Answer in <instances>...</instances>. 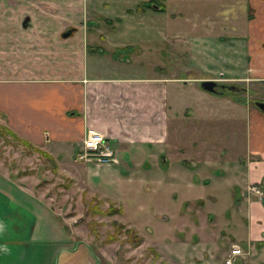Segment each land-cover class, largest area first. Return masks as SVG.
<instances>
[{"label":"rangeland","instance_id":"1","mask_svg":"<svg viewBox=\"0 0 264 264\" xmlns=\"http://www.w3.org/2000/svg\"><path fill=\"white\" fill-rule=\"evenodd\" d=\"M52 1L0 0V34L3 25L10 33L36 29L34 17L46 14L67 18L65 30L93 28L85 9L95 0H84L83 12L77 7L83 0H67L68 8ZM100 1L119 3L103 8L101 15L113 20L125 14L124 20L115 19L116 31L132 43L133 56L126 53L119 72L149 71L188 80L181 85L185 101L189 93L191 98L209 94L200 88L203 79H218L239 90L222 89L196 103V144L201 147L194 161L187 158L193 162L189 169L180 166L182 161L165 166L168 173L184 172L172 184L180 190L170 196L156 181L166 154L157 145L118 150L115 164L58 166L12 131L0 113V176L8 178L0 177V264H96L88 246L100 264H224L231 245L244 242L236 240L248 220L243 203L256 198L240 172L243 124L230 117L242 113L234 108L237 104L244 111H260L255 102H264V77L258 76L264 72V0ZM100 27L109 31L110 25ZM227 101L233 109L227 110ZM187 104L181 107L184 117L189 115ZM180 120L187 142L183 132L188 122ZM248 257V263L238 264H264V245L252 243Z\"/></svg>","mask_w":264,"mask_h":264},{"label":"crops","instance_id":"2","mask_svg":"<svg viewBox=\"0 0 264 264\" xmlns=\"http://www.w3.org/2000/svg\"><path fill=\"white\" fill-rule=\"evenodd\" d=\"M95 1L90 10L84 8L87 1L77 3L78 12L85 9L88 13L86 21L91 22L93 28L88 23L86 26L91 30L74 27L64 36L68 20L57 14H46L40 20L33 16L36 28L33 30L18 29L10 33L3 25L0 113L12 131L46 152L58 166L78 163L74 160L75 154L82 147L88 129L102 133L115 150H129L131 145H136L135 150L143 149L144 144L157 145L156 149L166 152L167 158L164 169L156 172V181L169 189V196L173 195L180 189L172 184L179 183L177 175L184 172L178 168L168 173L165 166L176 167L183 158L195 159L196 149L201 147L196 144V103L206 102L205 98L211 94L201 92L191 98L189 93L185 101L187 95H182L179 77L149 74V71L147 75L119 72L118 69L125 68L126 53L132 55L133 46L124 41V33L116 31L115 19L124 20L125 14L113 20L105 17L101 15L103 8H114L119 3ZM52 2L67 8L70 4L67 0ZM130 3L135 4V0ZM100 23L109 24L111 33L103 30ZM106 43L112 47H107ZM258 76L264 77V72ZM186 103L190 109L189 115L184 117L181 107ZM226 104L227 110L233 109L229 108V101ZM234 108L242 113L231 116L236 119L230 121L243 124L246 140L242 158L245 162L240 172L243 180L250 184L264 179V114L255 109L244 111L243 105L237 104ZM181 118L188 122L185 123L188 130L183 132L187 142L185 138L182 140L178 126L182 124ZM0 177L8 179L3 174ZM151 178L154 177L149 180ZM166 178L175 179L170 183ZM244 211L248 214L247 225L237 240L250 242V247L246 248L250 254L252 243L264 245V207L259 200L248 198ZM239 258V263L249 262L248 255Z\"/></svg>","mask_w":264,"mask_h":264},{"label":"built area","instance_id":"3","mask_svg":"<svg viewBox=\"0 0 264 264\" xmlns=\"http://www.w3.org/2000/svg\"><path fill=\"white\" fill-rule=\"evenodd\" d=\"M75 161L93 162L95 164H113L117 162L114 150L105 141L104 135L96 130L88 129L82 140V147L75 154ZM242 254V248L234 245L224 260V264H235L236 258Z\"/></svg>","mask_w":264,"mask_h":264},{"label":"flooded vegetation","instance_id":"4","mask_svg":"<svg viewBox=\"0 0 264 264\" xmlns=\"http://www.w3.org/2000/svg\"><path fill=\"white\" fill-rule=\"evenodd\" d=\"M143 11V10H142ZM28 16L25 18V22H24V26H26L27 24L26 23H28ZM67 29V28H66ZM73 29V28H72ZM72 29H69V30H65L64 32H63V35H64V33H67V31L69 32V33H71V30ZM68 33V34H69ZM64 36H66V35H64ZM206 80H214V79H212V78H208V79H203V80H201L200 82H199V85H200V88H201V90L202 91H205V92H208V91H206V90H204L202 87H201V82L202 81H206ZM179 81H180V83H181V85L182 86H184V85H187V84H189V83H191V82H188V80H180L179 79ZM214 81H216L217 82V86H216V92L215 93H213V94H216V93H221V90L222 89H226V88H228L229 90H236V91H238L239 90V88L237 87V86H234V85H229V84H227V83H223V82H221V81H218V79L216 80H214ZM180 85V86H181ZM209 94L211 93L212 94V92H208ZM258 108V107H257ZM259 109V108H258ZM260 110V109H259ZM261 111V110H260ZM264 113V112H263ZM104 139H105V136H104ZM105 141H106V139H105ZM106 142H108V141H106ZM108 144H109V142H108ZM111 145V144H110ZM111 147V146H110ZM112 148V147H111ZM224 148V147H223ZM225 148H228L227 146H225ZM113 149V148H112ZM114 150V152H115V156H116V158H117V163H118V160H120V159H118V150L119 149H113ZM166 156L164 155L163 157H162V166H163V164L164 165H166V163H164V162H166ZM193 161L195 160V159H192ZM180 161H182L181 163H183V165L181 164L180 166H182V167H185V168H190V166H192V162H190L189 160H187V158H183V159H181ZM168 163V162H167ZM113 164H115V163H113ZM185 165V166H184ZM188 169H186V170H188ZM204 183V182H203ZM249 191H251V193H253L255 196H256V198L255 199H257V200H259L261 203H262V205H263V207H264V179H262V180H260V181H257V182H252V183H250L249 184ZM250 198V197H249ZM239 200V202H241L243 199H241V198H239L238 199ZM243 203V202H242ZM241 203V204H242ZM245 203H246V201H244V205H245ZM246 223H247V221H246ZM246 223H245V226H246ZM242 225V224H241ZM244 226V227H245ZM242 228H244L243 226H241ZM237 240V239H236ZM234 245H239L241 248H242V254L239 256V257H245V256H247L248 255V251H246L247 249H248V247H250V242L249 241H246V242H243V244H233V245H231V247L228 249V252H227V254L224 256V259H223V263H224V260H225V258H226V256L228 255V253H229V251H230V249L234 246ZM257 245H259V243L257 242ZM88 248H89V250L90 251H93L89 246H88ZM247 248V249H246ZM62 250H64V249H62ZM62 250H60V251H62ZM66 251H69V249H65ZM70 251H73V250H70ZM91 254H92V252H91ZM96 255V254H95ZM92 256L94 257V255L92 254ZM96 257L98 258V260H99V264H100V259H99V257L96 255ZM239 257H237L236 258V261H235V264H237V262H238V260L240 259ZM94 259H95V261H96V264H98V261L96 260V258L94 257Z\"/></svg>","mask_w":264,"mask_h":264},{"label":"water","instance_id":"5","mask_svg":"<svg viewBox=\"0 0 264 264\" xmlns=\"http://www.w3.org/2000/svg\"><path fill=\"white\" fill-rule=\"evenodd\" d=\"M69 32L67 31V33H64V35H67ZM216 86H217V82L214 81V80H206V81H202L201 82V87L208 91V92H212V93H215L216 92ZM255 105L262 111L264 112V102H255ZM61 251H59L57 253V257H56V263H57V258H58V255ZM92 254L94 255V257L96 258V260L98 261V264H99V260L98 258L96 257L95 253L93 251H91ZM10 261H5V263H9Z\"/></svg>","mask_w":264,"mask_h":264},{"label":"trees","instance_id":"6","mask_svg":"<svg viewBox=\"0 0 264 264\" xmlns=\"http://www.w3.org/2000/svg\"><path fill=\"white\" fill-rule=\"evenodd\" d=\"M31 144V143H30ZM32 145V144H31ZM32 147L33 148H35V150H37V151H40L39 149H37L36 147H34L33 145H32ZM42 152H44V151H42ZM45 154H47L46 152H44ZM48 155V154H47Z\"/></svg>","mask_w":264,"mask_h":264}]
</instances>
